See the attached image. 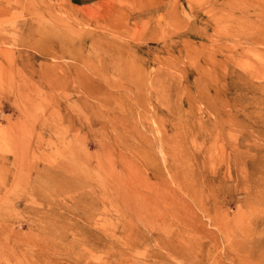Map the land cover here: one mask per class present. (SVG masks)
<instances>
[{
	"label": "rangeland",
	"instance_id": "obj_1",
	"mask_svg": "<svg viewBox=\"0 0 264 264\" xmlns=\"http://www.w3.org/2000/svg\"><path fill=\"white\" fill-rule=\"evenodd\" d=\"M0 264H264V0H0Z\"/></svg>",
	"mask_w": 264,
	"mask_h": 264
},
{
	"label": "bare ground",
	"instance_id": "obj_2",
	"mask_svg": "<svg viewBox=\"0 0 264 264\" xmlns=\"http://www.w3.org/2000/svg\"><path fill=\"white\" fill-rule=\"evenodd\" d=\"M56 180H58V178L56 179ZM60 182V181H59ZM63 184H64V186H62V187H68V188H73L71 185H70V183L68 182V180H63V182H62ZM59 187V186H58ZM59 189H61V191H63L64 189L63 188H59ZM63 193V192H62ZM85 216V215H84ZM148 224V223H147ZM146 224V225H147ZM150 225V224H149ZM152 225V224H151ZM148 226V225H147ZM152 227V226H151ZM150 228V227H149ZM154 228V227H153ZM181 230V229H180ZM180 230H178L177 229V231H176V234L179 236V235H182L181 233H183V232H185V231H182L181 230V233L179 234V232H180ZM129 241V240H128ZM172 243V242H171ZM173 244V243H172ZM180 244H181V242H180ZM184 245V244H183ZM168 246V245H167ZM186 247H187V245H186ZM186 247L185 248H183V247H181L179 244H176V245H172V246H170V244H169V246H168V248L167 249H169V251L171 252V254L173 255V256H176L177 258L178 257H182V256H184L183 254L186 252ZM188 253V252H187ZM189 255V254H188ZM187 255V256H188Z\"/></svg>",
	"mask_w": 264,
	"mask_h": 264
}]
</instances>
